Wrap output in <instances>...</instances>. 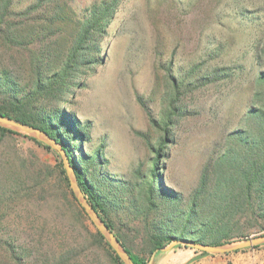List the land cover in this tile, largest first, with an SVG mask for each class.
<instances>
[{
	"label": "rangeland",
	"instance_id": "obj_1",
	"mask_svg": "<svg viewBox=\"0 0 264 264\" xmlns=\"http://www.w3.org/2000/svg\"><path fill=\"white\" fill-rule=\"evenodd\" d=\"M105 7L106 19L90 18ZM84 22L92 37L80 41ZM72 51L67 92L39 98L80 130L71 154L122 245L145 264H201L213 254L181 243L151 249L149 234L219 244L264 233L256 203L252 214L232 200L240 188L211 181L222 157L260 151L243 141L248 132L264 138V0H0V76L19 94ZM17 132L0 133V224L27 247L22 264H114L59 152Z\"/></svg>",
	"mask_w": 264,
	"mask_h": 264
},
{
	"label": "trees",
	"instance_id": "obj_2",
	"mask_svg": "<svg viewBox=\"0 0 264 264\" xmlns=\"http://www.w3.org/2000/svg\"><path fill=\"white\" fill-rule=\"evenodd\" d=\"M9 3L10 0H6V4L9 5ZM110 9V7H105L100 18H95L93 15L90 16V18L95 19V21L100 23L109 16L108 13L110 12ZM81 28L83 29L79 32L80 41H85L86 39L92 37V34H90L91 29H87L86 22L81 24ZM77 62L78 59L76 58L75 51H72L69 56H67L60 68L53 72L54 74L51 76H45L43 72L38 71L37 80L34 82V88L30 93H26V95L19 94L15 84H8V76H0V93L5 94L9 91V96L7 99H4L6 102L3 103V105H0V115H9L23 123L39 127L45 130L50 137L54 138L58 143H60L62 149L66 153L70 165L73 167L77 178V184L82 193L86 196L88 201L97 212L100 211L103 213L105 211V205L100 193L93 186V183L90 182L88 175L80 170L76 160L71 154L74 147V139L76 137L75 135L79 137V135H81L80 130L74 127L73 120L68 121L66 119L64 115L65 113L60 115L58 112L61 113V111L55 108H53L55 113H52L51 110H48L47 106L42 103L39 98L40 95H44V98L53 97L55 92H60L61 94L66 93L67 84L70 83L73 73L70 71ZM2 74L5 75L6 71L2 72ZM59 97L61 96L59 95ZM2 99L3 98H1V100ZM262 103L263 106L258 109V112H261L264 117V100ZM0 133L1 135H5L7 133L18 134L17 131L4 126H0ZM23 136L29 137L36 143L41 144V142L37 141L33 137L25 134H23ZM243 141L248 146L253 147L260 143L258 147V150L260 148V151H258L257 154H253V151L248 152L249 157L241 160L222 157L219 162V167L222 168V171L220 174L211 179V181H214L212 187H223L225 189L230 187L240 188V195L233 197L232 200L235 201L238 198L245 200L246 203H248V209L252 214H254V203H256L259 208L257 215L264 218V138L259 134L258 136H254V134L250 135L248 132L246 139ZM42 145L47 148L46 145ZM249 149H251V147ZM24 168L26 172H32V170L29 168ZM60 173L63 175V178L66 181L67 177L64 175V171L61 170ZM203 181L204 179H202V183ZM252 189H254L255 193H258L256 196L253 195ZM169 193L172 194L171 198L173 201L177 200V197L174 193H172V191ZM71 195L74 198L72 192ZM147 198L149 200L151 199L149 192ZM242 207L243 206H238L239 209H242ZM229 210L230 208H226L225 213L229 214ZM103 220L106 222L109 228L112 227L111 221H107L106 219ZM156 229L158 231H154L148 236L151 249L162 247L170 240L184 238L182 234L175 236L166 233L165 231L161 230V228ZM8 230H10L9 227L6 228L4 224H0V264H22L23 257H25L27 253V247L17 242L18 238L16 234L11 233ZM93 235H95L99 241H104L102 235L97 230L95 233H93ZM192 239L194 241L204 242L200 236ZM104 243L107 245V248L110 249V256L113 263L123 264L115 251H113L105 241ZM207 243L215 244V242ZM123 246L135 264H145L138 255L131 252V250L125 245ZM257 246H259V244L254 245L252 248Z\"/></svg>",
	"mask_w": 264,
	"mask_h": 264
},
{
	"label": "water",
	"instance_id": "obj_3",
	"mask_svg": "<svg viewBox=\"0 0 264 264\" xmlns=\"http://www.w3.org/2000/svg\"><path fill=\"white\" fill-rule=\"evenodd\" d=\"M0 126H4L15 131H20L25 135L38 139L45 144L56 149L65 164V171L69 179L70 187L72 189L74 197L78 200L79 204L82 206L86 214L92 220L93 224L97 228L98 232L103 236V238L109 243L111 248L115 251L117 256L123 262V264H135L131 259V256L126 251L125 247L119 241V239L114 235L111 229L108 227L106 222L101 218L98 212L94 209L91 203L88 201L86 196L82 193L77 182L75 181L73 175L70 173L69 166L65 157L64 150L62 149L60 143H58L54 138L50 137L48 133L34 125L23 123L19 120L14 119L9 115H0ZM181 243L184 245H189L198 250L205 251L211 254L227 253L231 251H236L238 249H244L248 247H253L257 244L264 243V233H260L253 236H248L243 239L228 241L226 243L210 244L201 241H194L193 239H173L171 242L161 247V249H169L172 245ZM150 264V261L147 263Z\"/></svg>",
	"mask_w": 264,
	"mask_h": 264
},
{
	"label": "crops",
	"instance_id": "obj_4",
	"mask_svg": "<svg viewBox=\"0 0 264 264\" xmlns=\"http://www.w3.org/2000/svg\"><path fill=\"white\" fill-rule=\"evenodd\" d=\"M239 251H243L241 253H237ZM262 249H259V247H254L247 250H238V251H234L236 254L234 255L236 258H238L240 256V258H245L247 255L253 254V258L254 260H248V261H244L245 263L248 264H262L263 262L258 259L259 254L261 253ZM264 251V250H263ZM232 252H228V253H220L218 255L213 254V255H207V256H203L201 258V264H229L228 262L231 260L232 257ZM257 254V255H256ZM234 264H244L241 263L239 261V258L236 259L235 261H233ZM243 262V261H242Z\"/></svg>",
	"mask_w": 264,
	"mask_h": 264
}]
</instances>
